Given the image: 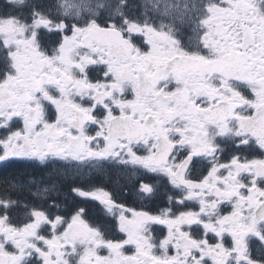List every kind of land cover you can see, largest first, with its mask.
I'll list each match as a JSON object with an SVG mask.
<instances>
[{"label":"snow or ice","instance_id":"6c2138e0","mask_svg":"<svg viewBox=\"0 0 264 264\" xmlns=\"http://www.w3.org/2000/svg\"><path fill=\"white\" fill-rule=\"evenodd\" d=\"M0 264H264V0H0Z\"/></svg>","mask_w":264,"mask_h":264},{"label":"flooded vegetation","instance_id":"af4514ba","mask_svg":"<svg viewBox=\"0 0 264 264\" xmlns=\"http://www.w3.org/2000/svg\"><path fill=\"white\" fill-rule=\"evenodd\" d=\"M117 175L115 172L111 174V180L105 179L103 181V184L106 188L110 190L116 189L115 181L117 180ZM121 185H124L122 190L118 193V199L125 202L130 207H135L137 209H140L141 207H144L145 209L150 210H156L158 211L159 208H162L166 206V195H165V189L163 186L159 188L157 191L156 197L152 201H146L141 202L134 194V192L131 190L130 186H127V182L124 179L123 176L119 177ZM135 182V181H134ZM151 183V181H148ZM136 187L138 188L139 185L137 184ZM89 208V215L91 217H95L96 219H102V216L100 214V208L99 205L96 203H92L88 205Z\"/></svg>","mask_w":264,"mask_h":264}]
</instances>
